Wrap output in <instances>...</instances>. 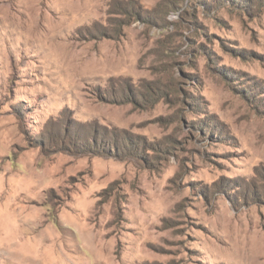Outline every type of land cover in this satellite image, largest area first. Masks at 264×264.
<instances>
[{"label":"rangeland","instance_id":"1","mask_svg":"<svg viewBox=\"0 0 264 264\" xmlns=\"http://www.w3.org/2000/svg\"><path fill=\"white\" fill-rule=\"evenodd\" d=\"M0 264H264V0H0Z\"/></svg>","mask_w":264,"mask_h":264}]
</instances>
